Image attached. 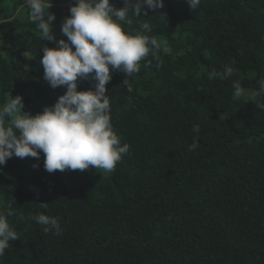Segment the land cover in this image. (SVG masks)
<instances>
[{
    "label": "trees",
    "instance_id": "1",
    "mask_svg": "<svg viewBox=\"0 0 264 264\" xmlns=\"http://www.w3.org/2000/svg\"><path fill=\"white\" fill-rule=\"evenodd\" d=\"M71 3L52 0L58 38ZM155 11L139 20L167 43L161 66L149 55L133 78L116 71L106 85L114 131L129 145L115 170L50 174L42 153L0 166V209L23 213L9 217L18 238L0 264H264V111L232 87L253 91L264 76V0H201L195 11L164 0ZM42 44L55 46L24 0H0V104L21 94L35 114L63 94L43 78ZM225 65L231 78L211 76ZM40 212L58 218L59 235L31 218Z\"/></svg>",
    "mask_w": 264,
    "mask_h": 264
},
{
    "label": "clouds",
    "instance_id": "2",
    "mask_svg": "<svg viewBox=\"0 0 264 264\" xmlns=\"http://www.w3.org/2000/svg\"><path fill=\"white\" fill-rule=\"evenodd\" d=\"M185 2L190 11L201 4V0ZM24 5L27 19L36 26L41 40L55 45H41L43 78L51 88L65 90L52 105L35 114L24 110L21 94H10L7 102L0 104V166L13 156L39 160L42 153L43 167L50 174L89 168L115 170L129 145L122 144L114 131L106 85L116 71L133 78L140 71L141 61H145V66L150 64L149 55L157 60V68L161 66L158 53L167 50V43L149 35L150 22L139 18L148 17L149 10L156 13V9L163 8L164 0H123L122 7L114 6L110 0H74L60 25L66 39L54 33L52 0H24ZM130 17L139 20L134 32L125 27L131 24ZM233 74V67L225 65L221 73L213 71L211 76L229 79ZM89 77L95 82L94 87L78 90V84ZM123 82L132 91L129 79ZM232 87L236 97L246 96L264 111V76L252 86L253 91H246L239 80H233ZM192 131L195 136L189 149L195 151L200 126L194 124ZM39 207L47 209L48 204L40 202ZM9 217L23 219V213L11 205L0 209V256L18 238ZM31 218L43 226L46 234L59 235L62 231L55 216L40 212Z\"/></svg>",
    "mask_w": 264,
    "mask_h": 264
}]
</instances>
